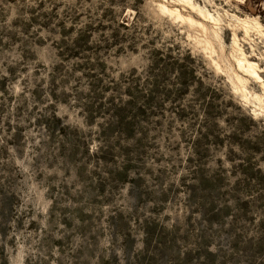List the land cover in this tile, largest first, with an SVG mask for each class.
Here are the masks:
<instances>
[{"label":"rangeland","instance_id":"1","mask_svg":"<svg viewBox=\"0 0 264 264\" xmlns=\"http://www.w3.org/2000/svg\"><path fill=\"white\" fill-rule=\"evenodd\" d=\"M193 1L0 0V264H264V0Z\"/></svg>","mask_w":264,"mask_h":264},{"label":"bare ground","instance_id":"2","mask_svg":"<svg viewBox=\"0 0 264 264\" xmlns=\"http://www.w3.org/2000/svg\"><path fill=\"white\" fill-rule=\"evenodd\" d=\"M165 1V0H163ZM182 1L183 3H185V5L192 11H194L195 13H197L201 18H203L204 21H207V22H210V23H213V24H218L219 22V19L217 16H215L213 13L209 12L206 8H204L203 6L199 5L198 3L194 2L193 0H180ZM158 4V7L161 11L163 12H166L169 14V16H173L176 20H180V21H186L188 23H191V24H195L197 26H199L202 30V32L206 29L205 25L200 22V21H197L195 19H193L190 15H187V14H182L180 12V10L177 8V7H169L168 5H166L165 3L163 2H157ZM244 19V18H242ZM238 20V19H237ZM251 21V20H250ZM252 22V21H251ZM256 22V21H255ZM240 23V22H239ZM242 24L244 27V30H245V33L247 34L248 30L250 27L249 24L246 20H243L242 21ZM241 26V25H240ZM261 32V31H259ZM204 33V32H203ZM215 34V33H214ZM233 43L234 45L236 46L234 48V51L236 52V56L235 57V64L237 65V67L244 73L243 75H246L248 76L249 78H253L255 79L256 81H261V78L259 76V74L257 73V66L254 62L252 61H249L246 56L244 55L243 51L241 50V48L237 45L236 43V40H235V36L233 38ZM207 43H205L206 45ZM208 46V44H207ZM214 62V61H213ZM240 76V75H238ZM236 76L237 80L241 83H243L245 80L241 77H238ZM250 78V79H251ZM242 85V84H241ZM263 87H264V84H262ZM251 94V93H250ZM249 95V94H248ZM245 96V95H244ZM258 96V95H257ZM247 97V96H246ZM255 97V96H254ZM256 98V97H255ZM258 98V97H257ZM261 100V99H260Z\"/></svg>","mask_w":264,"mask_h":264}]
</instances>
